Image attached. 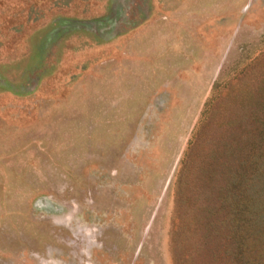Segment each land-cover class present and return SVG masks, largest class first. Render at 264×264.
Instances as JSON below:
<instances>
[{"label": "rangeland", "instance_id": "1", "mask_svg": "<svg viewBox=\"0 0 264 264\" xmlns=\"http://www.w3.org/2000/svg\"><path fill=\"white\" fill-rule=\"evenodd\" d=\"M0 264H264V0H0Z\"/></svg>", "mask_w": 264, "mask_h": 264}]
</instances>
